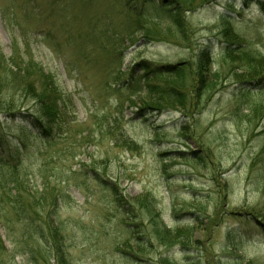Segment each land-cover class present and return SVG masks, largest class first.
<instances>
[{
	"label": "rangeland",
	"instance_id": "374dc122",
	"mask_svg": "<svg viewBox=\"0 0 264 264\" xmlns=\"http://www.w3.org/2000/svg\"><path fill=\"white\" fill-rule=\"evenodd\" d=\"M162 1L0 0L3 54L33 61L64 99L58 104L60 120H43L55 130L47 142L21 121L5 122L0 113L6 138L0 154L14 139L27 142L20 176L27 189L42 193L37 224L58 227L59 246L50 241L49 246L52 252L61 249L68 264H160L161 254L176 264H264V231L240 218L249 210L264 214V127L248 126L246 119L250 107L264 102V92L250 93L237 83L217 38L220 15L229 12L239 20L234 25L239 35L264 52V16L256 6L244 9L243 0H231L233 7L226 0L199 7L197 0L196 11L186 15L191 29L186 44L158 12ZM175 1L168 0L166 10L175 9ZM143 12L151 20L140 18ZM143 26L156 34L154 42L144 44ZM209 45L215 69L221 70L220 91L192 121L184 123L180 112L168 109L149 126L135 107L121 106L134 94L121 83L194 61ZM31 75L41 86L44 80ZM8 90L3 97L34 110L16 85ZM179 123L187 131L177 130ZM123 133L133 146L121 142ZM6 173L0 171V181ZM10 190L0 185V264H35L28 255L26 224L8 202ZM62 193L63 201L52 208L53 197ZM116 193L135 208L120 209ZM148 198L152 217L145 214ZM202 210L203 224L185 237L193 246H176L171 253L158 246L151 234L155 216L173 230L190 223L187 212ZM241 227L242 240L228 237L230 228ZM55 257L50 264H56Z\"/></svg>",
	"mask_w": 264,
	"mask_h": 264
},
{
	"label": "trees",
	"instance_id": "16d2710c",
	"mask_svg": "<svg viewBox=\"0 0 264 264\" xmlns=\"http://www.w3.org/2000/svg\"><path fill=\"white\" fill-rule=\"evenodd\" d=\"M217 0H201L200 6H207L215 3ZM229 6L231 0H226ZM145 4L156 3L157 0H143ZM173 0H170V3ZM197 0H176V8L168 9V5L162 1V6H159L158 12L163 16H167L171 21V29L173 35L179 37L183 43L189 44L191 36L190 26L187 23V13H194L198 7ZM169 4V3H168ZM256 6L259 12L264 16V0H243V7L247 9L250 6ZM231 12V9L228 8ZM140 18L150 19L144 12L139 15ZM239 23V20L234 19L232 13L221 14L219 18L220 32L217 38L220 42L223 41V58L225 63L231 67V72L234 75L237 83L241 87L246 88L248 92L252 90L259 92L260 95L264 92V52H258L252 49L247 40L239 35L234 25ZM143 32L144 44L154 42L157 38L156 34L150 31L147 27L141 28ZM150 33L152 34L150 37ZM213 53L210 45L202 48L196 55V59L191 62H183L176 65H167L162 68H156L152 71H147L143 76L134 75L131 82L124 81L118 89L124 90L130 85V91L134 94L126 97L121 106L127 104V108H136L135 114H138L143 122L150 126L159 118L161 114L168 109L178 111L181 113L182 122H189L194 119V115L199 114L200 109L205 104L210 102L215 95L220 91L221 70L217 71L213 64ZM42 78L40 86V79L35 80L31 78V73ZM13 85H16L17 94L25 96V100L33 101L34 110L30 108L22 109L15 104L14 99H7L3 97ZM119 85V86H120ZM138 88V90H136ZM64 102L61 92L58 90L53 80L49 75L44 73V70L37 66L33 61L25 62L19 57H11L7 59L0 49V113L4 115L5 122L21 121L36 130L38 137L43 138L42 141H49L55 136V130L45 125L43 120L49 122H58L60 120V110L58 107L59 101ZM138 104V105H137ZM138 106V107H136ZM248 126L260 125L264 127V102L248 109L246 116ZM177 127L179 131H187L180 126ZM185 127V126H184ZM186 128V127H185ZM190 127H188L189 129ZM259 128V127H258ZM193 132V131H191ZM1 135L0 141L3 143L6 138ZM127 146H133V141L124 133L120 139ZM11 149H6L0 154V171L8 172L2 175L0 185L5 188L9 185L10 195L8 202L14 208L19 209L18 218L22 220L25 226V235L28 236V255L36 264H50L49 260L56 255V264H68L66 257L61 249L51 251L49 241L58 248L56 237H59L60 231L58 227H54L50 222H46L45 226H38L37 221L42 218L41 206L45 204L41 202L42 193L36 190L30 191L26 188L22 177L20 176L21 161H23V150L27 148V142L24 139H14L10 142ZM8 145V146H10ZM3 147V146H2ZM7 148V147H6ZM4 149V148H3ZM263 153V152H262ZM198 166H202L203 162L197 159L195 161ZM29 187V186H28ZM44 192V191H42ZM56 194L53 197L52 208H57L58 204L63 201V195ZM28 198V200H26ZM27 201V202H26ZM28 203V204H25ZM115 202L120 209L126 212V205L135 208L133 205L126 203L122 193H116ZM137 203V202H136ZM1 204V203H0ZM2 205V204H1ZM146 207L145 214L152 217L156 215L154 204L151 199L144 201ZM32 210L34 216L29 213ZM206 211H199L197 214L187 212V216L191 218L190 223L184 225V228L169 229L163 222L160 221L159 216L153 222L151 234L156 239L158 246H161L168 253L176 249V246L191 247L189 239L195 226H201L202 216H206ZM230 214V213H229ZM234 214V213H231ZM128 216V214H126ZM218 215V214H217ZM214 215L212 218L214 219ZM186 216V217H187ZM245 223L256 224L264 231V214H258L256 211H244V215L240 216ZM211 221V219H209ZM209 220L207 226L209 225ZM32 229V230H31ZM34 232L32 233V231ZM246 233L242 227L229 229L228 237H236L242 240ZM52 237V240H50ZM186 239V243L183 240ZM33 246V247H32ZM142 251H147L146 242L139 243ZM27 250L23 252L26 253ZM35 255L37 258L35 259ZM160 264H176L171 260L170 256L161 254Z\"/></svg>",
	"mask_w": 264,
	"mask_h": 264
},
{
	"label": "water",
	"instance_id": "95a60500",
	"mask_svg": "<svg viewBox=\"0 0 264 264\" xmlns=\"http://www.w3.org/2000/svg\"><path fill=\"white\" fill-rule=\"evenodd\" d=\"M163 1H164V3H167L168 0H163Z\"/></svg>",
	"mask_w": 264,
	"mask_h": 264
}]
</instances>
